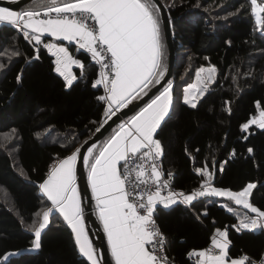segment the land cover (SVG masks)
Segmentation results:
<instances>
[{
    "label": "trees",
    "instance_id": "trees-1",
    "mask_svg": "<svg viewBox=\"0 0 264 264\" xmlns=\"http://www.w3.org/2000/svg\"><path fill=\"white\" fill-rule=\"evenodd\" d=\"M162 1L176 48L168 80L174 82L175 96L200 67L217 68L215 82L197 107L177 100L158 130L164 169L175 173V184L185 193L205 188L207 177L195 171L205 165L214 174L210 183L215 187L240 191L255 183L250 201L264 210V129L256 123L246 131L241 127L264 111V26L252 13L250 0ZM5 48L20 55L9 59ZM69 48L84 68L72 67L77 79L66 87L48 48L24 39L11 25L0 28V63L6 64L0 70V264H88L58 212L50 213L39 249L33 248L29 227L33 221L38 227L50 207L40 184L53 161L81 148L105 121L106 104L97 99L104 95L103 87H93L97 67L75 44ZM166 53L168 66V47ZM111 131L94 144V154ZM246 214L255 215L227 197L198 196L191 206L158 208L156 219L167 235V254L179 264H196L189 253L209 245L217 230L226 227L232 258L242 253L260 258L264 231L233 227Z\"/></svg>",
    "mask_w": 264,
    "mask_h": 264
},
{
    "label": "snow or ice",
    "instance_id": "snow-or-ice-1",
    "mask_svg": "<svg viewBox=\"0 0 264 264\" xmlns=\"http://www.w3.org/2000/svg\"><path fill=\"white\" fill-rule=\"evenodd\" d=\"M16 2L10 0V3ZM250 4L257 22L264 26V17L260 15L264 13V3L250 0ZM5 24L13 26L30 42L41 44L42 37L47 35L75 42L90 54L99 65V78L93 87L100 85L105 92L97 97L106 104L104 123L122 109H128L142 95H147L151 87L161 85L162 88L150 102L119 124L98 152L94 154L90 147L87 155L82 156L80 148H76L50 169L40 188L52 206L43 211L38 227L36 221L29 226L34 232V249L41 247L42 230L49 223V214L56 209L71 227L82 257L88 264H101V254L93 246L83 224L84 209L76 182L78 162L87 169V184L96 201L97 215L107 235L115 264H175L174 259L167 255V240L154 218V212L157 204L164 207L175 205L178 197H183L180 203L189 206L198 196L227 197L255 214H246V218L240 220L237 231H264V210L250 201L255 183H248L240 191L211 187L214 174L206 170L207 165L195 171L202 179L207 177L205 184L208 187L191 195L171 190V172L167 173L169 179H163L165 174L158 162L163 156V147L157 136L162 124L167 122L166 117L170 119L173 84L164 79L167 73L164 20L155 0H30L28 7L20 10L0 7V28ZM44 46L54 50L55 71L64 77L66 87H71L77 77L68 71L69 66L75 64L83 70L84 64L74 59L67 47L53 43ZM9 51V59L20 55L18 51L4 49L5 54ZM34 59H39L38 54ZM5 67L6 64L0 63V70ZM205 71L214 74L217 69L214 66L208 69L201 67L197 71V79ZM19 80L20 76H17ZM208 81L214 82L212 76L208 77ZM206 90H202L200 95ZM184 102L192 108L197 107L195 97L186 95ZM227 111L230 113L231 109ZM252 123L264 129V112L260 113L259 120L244 123L242 130L246 131ZM247 151L252 153L253 149L248 148ZM146 161L150 162L149 174L142 179L145 177ZM153 186L155 190H152ZM164 188L169 189L167 196L161 195ZM204 214L207 215L206 212ZM217 232L223 239L213 236L212 245L219 251L214 252L211 248L198 252L194 250L198 258L196 264H264V254L259 261L247 254L232 258L227 232L219 229ZM192 254L189 253V256ZM4 259L7 260V257Z\"/></svg>",
    "mask_w": 264,
    "mask_h": 264
},
{
    "label": "water",
    "instance_id": "water-1",
    "mask_svg": "<svg viewBox=\"0 0 264 264\" xmlns=\"http://www.w3.org/2000/svg\"><path fill=\"white\" fill-rule=\"evenodd\" d=\"M29 2L30 0H17L16 3H10V0H0V6L11 7L13 10H20L24 5ZM155 2L159 6V13L164 20V35L168 47V66L167 73L164 79L168 81L174 73L176 48L173 41L172 25L169 12L162 0H155ZM161 83L163 84V81ZM158 89L162 90L161 85H155L154 87H151V91H148L147 95H142V98L138 99L137 101H133V104L129 105L128 109H122L121 111L117 112L115 116H112L111 119H108L107 123H104V125L100 128L99 131H97L93 136H91L83 143L80 148L81 155L86 156L88 148H90L98 140L105 136L109 131H111L114 126L119 124L123 119L132 115L133 112L135 110H138L139 107L145 105L152 97H154V95L158 93ZM77 174L81 196L85 207L87 227L93 243L96 245L99 253L101 254V264H114L106 242L105 233L94 213L93 198L90 187L87 184L86 168H84L82 163L79 162L77 164Z\"/></svg>",
    "mask_w": 264,
    "mask_h": 264
},
{
    "label": "built area",
    "instance_id": "built-area-1",
    "mask_svg": "<svg viewBox=\"0 0 264 264\" xmlns=\"http://www.w3.org/2000/svg\"><path fill=\"white\" fill-rule=\"evenodd\" d=\"M54 15V14H53ZM46 43H53V44H55L53 41H51V40H49V39H44L43 40V43H42V46H44V44H46ZM75 45H76V48L78 49V50H82V51H84L85 53H86V50H84V49H80L79 48V46L75 43ZM45 47V46H44ZM53 52H54V50H52V51H50L49 50V53L53 56V63H54V66L56 67V64H55V60H56V56L53 54ZM87 54V53H86ZM88 55V58L96 65V67H97V70H98V74H97V76L94 78V80H93V82H95V80L96 79H98L99 78V65H97L96 63H95V61H93L92 59H91V57H90V54H87ZM74 58V57H73ZM75 59V58H74ZM75 64H72V65H70L69 66V68H68V71L71 73V69H72V67L74 66ZM64 78V77H63ZM66 82V81H65ZM103 91H104V89H103ZM104 94H105V92H104ZM104 120L106 119V116H105V112H104ZM159 163H160V165H161V171H163L164 172V177H163V179H169V177L167 176V173H169V172H167V171H165V169H164V166H163V161H162V157H160L159 158V161H158ZM149 164H150V162L149 161H146L145 162V168H144V170H145V177H143L142 179H146L147 177H148V174H149ZM172 173V176H171V178H170V184H171V190H173V191H175V192H177V193H179V192H183L185 195H186V193L181 189V188H179L176 184H175V173L174 172H171ZM148 183H149V185H151V180H149L148 181ZM140 187L141 188H143L144 187V185H140ZM152 190H155V186H153L152 187ZM168 191H169V189L168 188H164L162 191H161V195L162 196H167L168 195ZM198 197H196L195 199H197ZM183 199V197H178L177 198V203L175 204V205H177V204H183V203H180L179 201L180 200H182ZM172 206H174V205H169L168 207H164L163 205H161V204H157V206H156V210H155V212H154V218L156 219V212H157V209L158 208H166V209H169L170 207H172ZM156 222H157V219H156ZM157 224H158V222H157ZM239 224H240V222H238V223H236L235 224V228L237 229V227H239ZM159 225V224H158ZM160 227V226H159ZM228 227H226V228H224L223 229V232L224 231H226L227 233H228ZM160 230H161V228H160ZM162 231V230H161ZM163 232V231H162ZM163 234L165 235V237H166V240H167V235L163 232ZM209 248H211V249H213V247L209 244V245H207L206 247H204L203 249H201V250H204V249H209ZM198 251H200V249H198V250H195V252H198ZM190 253H193L190 257L194 260V261H196L197 262V256L194 254V250L193 251H191ZM244 254H247L249 257H251L248 253H242L241 255H244ZM168 255V254H167ZM169 256V255H168ZM170 257V256H169ZM171 258V257H170ZM252 258V257H251ZM261 258V257H260ZM260 258H253L254 260H256V261H259L260 260ZM175 262V261H174ZM175 264H179V263H177V262H175Z\"/></svg>",
    "mask_w": 264,
    "mask_h": 264
},
{
    "label": "crops",
    "instance_id": "crops-1",
    "mask_svg": "<svg viewBox=\"0 0 264 264\" xmlns=\"http://www.w3.org/2000/svg\"><path fill=\"white\" fill-rule=\"evenodd\" d=\"M1 7V6H0ZM160 14V13H159ZM163 31H164V28H163ZM42 38H44V39H49V40H51V41H53L55 44H57V45H62V46H64V47H67L68 48V50H69V52H70V44H75V42H68V41H62V40H58V39H56L55 37H51V36H47V35H45L44 37H42ZM167 47V46H166ZM70 54H71V52H70ZM166 55H167V53H166V49H165V56H164V63H165V65H166ZM75 58V57H74ZM167 67V66H166ZM173 84V89H172V96H173V104H172V107H171V109H170V113H169V115L171 114V112H172V109H173V105L177 102V97L175 96V94H174V82L172 83ZM183 88H184V86H183ZM158 94V93H157ZM153 98V97H152ZM151 98V99H152ZM150 99V100H151ZM150 100L148 101V102H150ZM147 102V103H148ZM144 106V105H143ZM142 106V107H143ZM128 118V117H127ZM127 118H125V119H123L119 124H121V123H123ZM167 118V117H166ZM119 124H117L116 126H114L111 130V133H110V135L109 136H107L106 137V139L104 140V141H102V143L99 145V147H98V149H97V151L96 152H98L99 150H100V148L103 146V144H104V142L105 141H107L108 140V138L112 135V133L118 128V125ZM94 145H92L91 146V148H95V147H93ZM73 151H75V150H73ZM73 151H71V152H69V154H67L66 156H64V157H62V158H60V159H57V160H55V161H53V163L51 164V167H50V169L54 166V165H56V164H58V162H59V160H61V159H63V158H65V157H67V156H69V155H71L72 154V152ZM87 155V154H86ZM78 164V163H77ZM86 173H87V169H86ZM76 177H77V186H78V190H79V192H80V196H81V191H80V187H79V182H78V174H77V165H76ZM46 178H47V176H46ZM45 178V179H46ZM43 183V182H42ZM91 190V189H90ZM40 191L43 193V191L41 190V188H40ZM44 194V193H43ZM92 194V193H91ZM50 202V207L52 206L51 205V201H49ZM81 202H82V207H83V209H84V213H83V224H84V228H85V230H86V232H87V234H88V237H89V239L92 241V239H91V236H90V233H89V230H88V227H87V223H86V217H85V207H84V204H83V199H82V196H81ZM93 209H94V213H95V216L97 217V219H98V221H99V223L101 224V227H102V229H103V225H102V223L100 222V220H99V218H98V215H97V211H96V201L93 199ZM52 212H58L59 214H60V216H61V218H62V220H63V222L64 223H66L67 225H68V223H67V221L64 219V216H63V214L61 213V212H59L58 210H56V209H53V211ZM49 223H50V214H49ZM48 223V224H49ZM47 224V225H48ZM69 226V225H68ZM70 227V226H69ZM71 228V227H70ZM104 231V230H103ZM221 232H223V230H220ZM105 233V232H104ZM74 234V233H73ZM214 236H216L217 237V239H223L222 237H220L219 236V233L218 232H216V234L214 235ZM105 237H106V242H107V235H106V233H105ZM92 244H93V246L97 249V247H96V245L93 243V241H92ZM107 245H108V242H107ZM210 245L213 247V251L214 252H218L219 250L218 249H214V246L212 245V241H211V243H210ZM108 248H109V245H108ZM203 249V248H202ZM201 250V249H200ZM109 251H110V249H109ZM110 255H111V252H110ZM112 257V256H111ZM240 257V256H239ZM238 258V257H237ZM112 260H113V262H114V264H115V261H114V259L112 258Z\"/></svg>",
    "mask_w": 264,
    "mask_h": 264
},
{
    "label": "rangeland",
    "instance_id": "rangeland-1",
    "mask_svg": "<svg viewBox=\"0 0 264 264\" xmlns=\"http://www.w3.org/2000/svg\"><path fill=\"white\" fill-rule=\"evenodd\" d=\"M257 2L258 3H264V0H257ZM260 15H262V13L260 14ZM255 16V15H254ZM256 17V16H255ZM214 65H204V66H202V67H204L205 69H208V68H210V67H213ZM215 68H216V66H214ZM201 68V67H200ZM217 69V68H216ZM198 71V70H197ZM209 76H212V79L214 80V82H215V80H216V78H217V71H216V73H214V74H212V73H209V72H207V71H205V72H202V73H200L199 74V79H197V72H196V76H195V78L191 81V82H189L188 84H186V85H184V88H183V86H182V88L180 87L179 88V92H180V94L179 95H177L176 97H177V100H182L183 102H184V98H185V96L187 95V96H189V97H195L196 98V103L198 104V102H199V100H200V98L208 91V89L210 88V86L212 85V83H214V82H209L208 81V77ZM195 86V87H192V86ZM207 89L206 91H204V94L201 96L200 95V92L202 91V90H204V89ZM185 89H188V92L186 93L185 92ZM190 105V104H189ZM261 112H264V111H260V113ZM258 120V119H260V114L254 119V120ZM210 185H211V187H215V186H213L211 183H210ZM208 187V185L207 184H205V188H207ZM216 188H220V187H216ZM5 190V189H4ZM6 192H7V190H5ZM193 192H189V193H186V195H191ZM18 253H20V251H18V252H14V254H18ZM12 255V253L11 254H8V255H6L5 257H7V260L10 258V256ZM5 260V259H4Z\"/></svg>",
    "mask_w": 264,
    "mask_h": 264
}]
</instances>
